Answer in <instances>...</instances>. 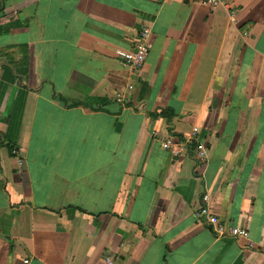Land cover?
Masks as SVG:
<instances>
[{"label":"crops","instance_id":"1","mask_svg":"<svg viewBox=\"0 0 264 264\" xmlns=\"http://www.w3.org/2000/svg\"><path fill=\"white\" fill-rule=\"evenodd\" d=\"M210 1L0 0V264H264V0Z\"/></svg>","mask_w":264,"mask_h":264},{"label":"built area","instance_id":"2","mask_svg":"<svg viewBox=\"0 0 264 264\" xmlns=\"http://www.w3.org/2000/svg\"><path fill=\"white\" fill-rule=\"evenodd\" d=\"M210 2L214 7L218 6V1L211 0ZM149 35V31L145 30L141 34L140 40H138L136 44H134L132 49H128L120 53L123 59V65L125 67L133 71H139L141 69L150 51ZM127 89L128 93L130 94L133 91L134 87L133 85H128ZM118 101L123 102L124 98L119 96ZM195 133H197V130H195ZM162 147L164 150L170 152L173 155H179L183 152V147H177V145H175V143L171 139H167L165 142H163ZM200 156H204V152H201ZM202 201L205 205L200 210L199 218L204 219V222L207 225L214 226L215 228H218L220 232L227 233L228 235H231L233 237L248 238L249 233L246 229L239 227H230L225 230L224 227H220L219 219L212 214V212L207 206V203L209 201V195H204ZM261 248L264 254V247L261 246ZM29 262V259L24 260V264H29Z\"/></svg>","mask_w":264,"mask_h":264}]
</instances>
